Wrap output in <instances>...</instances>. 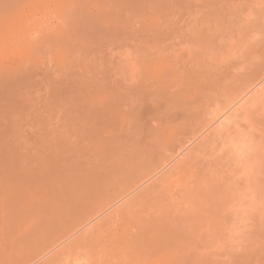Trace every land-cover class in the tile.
<instances>
[{
	"label": "bare ground",
	"instance_id": "obj_1",
	"mask_svg": "<svg viewBox=\"0 0 264 264\" xmlns=\"http://www.w3.org/2000/svg\"><path fill=\"white\" fill-rule=\"evenodd\" d=\"M238 41H192L158 74L131 76L121 103L78 126L73 144L44 152L39 167L11 169L14 179L1 175L11 185L0 181L1 255L13 264H37L54 249L38 264L82 250L90 264L208 263L220 212L238 192L229 179L238 142L256 150L264 177V41L244 52Z\"/></svg>",
	"mask_w": 264,
	"mask_h": 264
},
{
	"label": "rangeland",
	"instance_id": "obj_2",
	"mask_svg": "<svg viewBox=\"0 0 264 264\" xmlns=\"http://www.w3.org/2000/svg\"><path fill=\"white\" fill-rule=\"evenodd\" d=\"M224 21L230 35L220 33ZM263 34L264 0H0V171L6 172L0 176L39 167L44 152L73 144L78 126L121 103L131 76L158 74L165 61L187 54L192 41L227 44L234 36L244 52L264 41ZM259 107L264 110V101ZM246 143L231 148L229 179L238 192L232 206L220 212L219 245L206 264H264L258 180L264 177L256 170V150ZM25 187L27 196L39 194L34 186ZM38 230L43 238L45 229ZM2 251L0 264H13ZM82 251L62 254L54 263L90 264L91 252Z\"/></svg>",
	"mask_w": 264,
	"mask_h": 264
}]
</instances>
